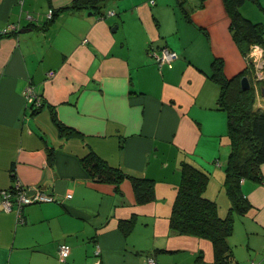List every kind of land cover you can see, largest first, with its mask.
<instances>
[{"label": "crops", "instance_id": "1", "mask_svg": "<svg viewBox=\"0 0 264 264\" xmlns=\"http://www.w3.org/2000/svg\"><path fill=\"white\" fill-rule=\"evenodd\" d=\"M73 1L0 0V189L17 179L53 197L24 205L21 222L0 205V264H215L209 240L169 226L182 162L208 172L204 196L232 218L233 261L264 264V163L259 180L241 182L244 213L230 212L224 184L228 119L212 73L219 63L230 79L249 60L223 0H103V13L64 9ZM259 1L240 11L264 24ZM9 24L30 30L2 33ZM149 46L177 57L159 66ZM28 84L40 108L26 102ZM88 151L151 179L154 198L138 202L129 179L94 181Z\"/></svg>", "mask_w": 264, "mask_h": 264}, {"label": "trees", "instance_id": "2", "mask_svg": "<svg viewBox=\"0 0 264 264\" xmlns=\"http://www.w3.org/2000/svg\"><path fill=\"white\" fill-rule=\"evenodd\" d=\"M102 1L74 0L64 9L88 8L95 13H103L100 10ZM247 1L254 2L261 8L259 0H223L230 18L232 37L249 60L248 70L226 79L221 74L220 64L216 62L218 64L212 73V77L220 84L218 105L226 111L228 119L230 151L225 166L224 184L230 198L229 210L239 213H244L249 207L242 196L241 182L245 179L259 180L260 166L264 163V105L255 106L264 78L255 80V65L250 61L253 47L264 49V24L252 21L241 13L240 7ZM261 70L264 72V62ZM242 76L249 79L248 89L241 88ZM80 160L94 181L118 185L123 179H129L138 202L145 203L154 198V183L151 179L138 176L122 167L112 166L92 151L85 153ZM180 172V181L169 215L170 229L177 234L209 240L215 264H236L231 258L227 241L232 232V218L230 215L221 217L216 202L204 196L208 172L188 162H182Z\"/></svg>", "mask_w": 264, "mask_h": 264}, {"label": "built area", "instance_id": "3", "mask_svg": "<svg viewBox=\"0 0 264 264\" xmlns=\"http://www.w3.org/2000/svg\"><path fill=\"white\" fill-rule=\"evenodd\" d=\"M111 14L114 12L111 11ZM52 16V10H49L47 13V18H51ZM19 26L17 24H9L6 27L2 29V33H8L10 31L18 30ZM260 52L258 56L253 58L255 61H253L255 65V80H260L264 78V72L261 70L262 62H264V49H262L259 46L253 47L251 52V56H254V52ZM148 54H150L154 61L159 65H168L171 66L172 62L177 57V52L173 50L172 48H169L168 46H162L159 48H154L152 46L148 47ZM257 55V54H256ZM49 75H52L53 72L49 71ZM24 97L26 99V102L29 103L33 108H40L42 106V100L41 96L36 92L34 87L31 84H28L23 91ZM67 197H70L69 194L66 195ZM53 200V197L51 195H48L44 193L39 187H32V186H24L22 183L15 179L13 184L9 188L0 189V205L5 211H10L12 208H15L17 210V221L21 222V208L24 205L32 204L36 202H42V201H51ZM57 253L59 258L64 259L66 258L70 253V246L66 243H61L58 246ZM99 253V250H95V255ZM146 264H156L155 259L153 256H148L146 258ZM223 264V263H220ZM224 264H233L231 262H225Z\"/></svg>", "mask_w": 264, "mask_h": 264}, {"label": "water", "instance_id": "4", "mask_svg": "<svg viewBox=\"0 0 264 264\" xmlns=\"http://www.w3.org/2000/svg\"><path fill=\"white\" fill-rule=\"evenodd\" d=\"M26 30H30V28H20L19 32H25ZM240 85L242 89H248L250 87V82L247 76H242L240 78ZM261 95L264 96V85L260 86Z\"/></svg>", "mask_w": 264, "mask_h": 264}, {"label": "rangeland", "instance_id": "5", "mask_svg": "<svg viewBox=\"0 0 264 264\" xmlns=\"http://www.w3.org/2000/svg\"><path fill=\"white\" fill-rule=\"evenodd\" d=\"M253 52V51H252ZM260 52H254V56L252 57L251 55H250V57H251V60L250 61H255L253 58H255L256 56H258V55H256V54H259ZM261 103H262V105H264V99H262V101H261ZM203 264H206V263H203Z\"/></svg>", "mask_w": 264, "mask_h": 264}]
</instances>
